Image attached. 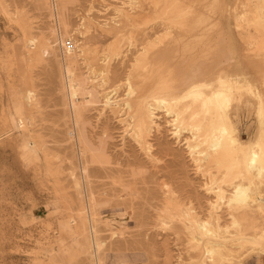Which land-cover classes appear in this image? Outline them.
I'll return each instance as SVG.
<instances>
[{
	"label": "bare ground",
	"instance_id": "6f19581e",
	"mask_svg": "<svg viewBox=\"0 0 264 264\" xmlns=\"http://www.w3.org/2000/svg\"><path fill=\"white\" fill-rule=\"evenodd\" d=\"M39 1L47 9L48 17L54 22L48 30L51 39L56 42L58 48L55 55H59L63 116L65 123H68V140L71 142L77 160L75 168L79 169L77 171L73 165H70L72 164L70 160H68L69 166L63 170L51 167L50 161L45 160L44 170L48 176H51L48 181L51 182L54 196L66 209L65 219L59 221L60 228L66 229L78 251L89 254L90 264H104V258L100 256L103 242L97 235L95 222L98 209L102 205L110 203L114 197L124 195L125 183L123 181L125 177L134 178L144 173L141 166L136 167V170L129 171L127 175L124 174V171H116L117 173L113 171L110 167V156L106 151L105 144L107 142L104 144L105 140H93L85 131L86 107L97 101L93 96L94 93L89 89L90 86L87 85V79L101 76V79L103 78L101 83H104L110 77L112 73L111 61L124 57L127 54L125 51H128L132 45H136L135 28L131 25L139 17H142L141 21H138L143 29L138 31L137 28L136 31H138V35L145 34L146 39L151 31L145 30L150 26L151 29L158 24L167 26L171 30L168 29L170 30L169 34L167 36L162 34L156 41L152 39L145 41L144 46L137 50L139 52L133 58L130 71L124 77V81L117 84V86L125 87L126 90L122 107L125 106L127 118L133 123V132L136 133L138 140L140 139L144 143L148 155L151 153V144L145 136L151 126H158V109L163 110L164 115L170 116L168 120H166L167 118L165 120L169 125H172V133L176 135L177 131H188L189 135L186 137L189 140H185L188 144L186 147L189 148L188 159L194 172L200 177H198L199 185L204 193H208V190L213 191L214 195L220 199V201L217 199L216 201L221 203V199L224 198L225 204H223L226 208L224 210L229 216L224 219L220 215L217 202V204L208 205V201H211L210 196H208L210 200L208 198L207 201L205 200L206 207L201 206V202L197 207L194 206L191 199L182 201L173 198V202H175L173 204L177 208H171V211L160 209V223L164 224L165 228L172 230L176 237L179 235L178 227L182 228L187 238L188 248L199 253V259L190 264H237L239 260L234 259L237 258V255H234L233 252L250 248L248 244L260 242L264 237L261 233L263 228L259 227V221L254 218V213H258L256 209H262V205L256 201L255 197L251 196L253 192H250L251 187L249 189V186L253 185V179L255 181L254 177L264 171V98H262L263 95L257 98L259 95L254 94L258 99L257 101L255 99L256 104L254 102L258 116L256 123H259L258 134L251 144L245 145L239 138L234 125L235 117L239 115L240 110L236 105V108L230 106L231 101H229L232 95L239 92L242 87L252 92L253 83L258 85L257 83L261 82L263 87L260 86V89L262 87L264 90V53H262L264 38L263 36L259 37L261 35L260 27H264V4L260 2L261 0H190L188 9H185V5L182 8L183 5L180 4V1L178 3L182 9L179 11L180 8L177 7L179 12H173L170 9L168 11L171 12H165L166 7H164V12L160 11L163 0H148L147 3L145 1L144 8L140 9H138V4L132 2L134 0H123V3L118 5L110 2L116 6L114 7L116 16L102 23L96 21L98 26L105 27L103 29L97 27V31L95 30L96 26L90 23V25L86 24L83 20L84 23L79 21V24L70 25L67 10H69V5L76 0ZM3 3L0 0V9L3 10L0 11L6 13L7 10L2 8ZM171 6L173 7V5ZM138 10L140 12L135 14ZM15 17L18 16L15 15ZM19 17L21 18V16ZM231 18L235 19L233 22L241 29L238 32L230 29ZM88 19L91 21V18ZM13 21L15 22V20ZM27 21L29 22V20ZM201 25L203 27L198 29ZM86 26L93 27L96 32L84 34L83 32L87 30L84 29ZM251 27L253 32H247V30H251ZM123 29H127L130 33L125 38H121ZM245 30L247 34L244 32ZM42 39L44 41H41ZM42 42L45 43H43L45 47L49 44L51 46V41L46 40L42 30L38 28L35 35L28 38L21 37L19 42L10 43L6 50L0 51V55L2 52L6 54L4 64L0 66L7 70L9 77L19 76L22 72V65L28 58L26 54L30 57V53L39 52ZM6 43L2 42L3 48L6 47ZM125 48L127 49L125 50ZM35 56L33 57L35 58ZM91 58H97L95 65L89 62ZM28 60L30 59L28 58ZM175 60L179 62L178 67L172 64ZM88 63L90 64L88 65ZM81 64L85 65L84 68L87 66L86 74L82 72ZM113 73L115 74V71ZM93 81L95 82L94 79ZM101 86L103 88V85ZM16 87V83L11 80L8 82L7 90L14 97L17 93L15 92ZM257 89L259 90V88ZM256 91L253 92L256 93ZM105 92L101 95L105 98L104 102L107 103L110 102V96L108 98V93ZM260 92L262 93L261 90ZM21 94V99L26 105L33 100L35 95L31 89H27ZM117 101L115 100V102ZM241 104V107L245 106L243 102ZM248 105L246 108L250 107ZM117 109L120 113L123 112L120 111L121 109ZM32 117L34 116L28 115L24 120L18 121L22 130L33 123ZM176 128L177 130H175ZM37 138L34 136L30 141L35 155L44 151L41 141ZM50 154L52 153L50 152ZM52 155L54 156V154ZM92 164L104 170L111 186L118 185L120 187L119 193L109 194L107 190H103L100 194H96L90 188L89 166ZM186 174V179L192 181L188 171ZM262 175L264 176V174ZM242 178L248 180L251 185L242 182ZM257 180L259 178L255 182L258 184ZM208 184H212V186H208ZM257 184L253 187H257ZM70 187L79 197L78 204L74 209ZM115 231L117 230H110V234ZM147 232L144 235H147ZM71 257L72 255L63 248L61 254H54L50 257L49 262L50 264H63L65 261H70ZM119 260L122 264H128L124 255Z\"/></svg>",
	"mask_w": 264,
	"mask_h": 264
},
{
	"label": "rangeland",
	"instance_id": "374dc122",
	"mask_svg": "<svg viewBox=\"0 0 264 264\" xmlns=\"http://www.w3.org/2000/svg\"><path fill=\"white\" fill-rule=\"evenodd\" d=\"M1 1L2 3L4 2L2 8L7 11L3 13L1 12L3 10L0 9V51L6 50L7 46H10V43L19 42L21 37L28 38L35 35L38 28L42 30L43 37L49 42L51 41V46L49 44V46L46 45L45 47L43 45L44 42H42L44 48L40 45L41 50L39 49V52L30 53V57L26 54V57L28 56L30 60L26 58L28 62L25 61L23 63L22 72L19 76L9 77L7 70L0 66V264H50V257L54 254H61L63 248L72 255L71 260L65 261L63 264H90L89 254L78 251L66 229H62L59 226V221L66 217V209L62 203L56 200L51 182L48 181V178H51V176H48L44 170L45 160L50 161L51 167L61 168V170L69 166L68 160L72 162L70 165H73L74 168L77 166L71 142L68 140V123H65L63 116L59 55H55L58 52V48L56 42H53V39H51L48 30L49 26L53 25L54 22L48 17L47 9L40 4L39 0ZM122 1L76 0L73 4L69 5V10H67L68 21L73 26L84 21L86 24L90 23L96 26V31L99 27V29H103L105 27L103 25L98 26L96 21L102 23L115 17L116 12L114 7L116 6L110 2L117 3L116 5H118L122 4ZM145 1L146 3L148 2V0H134L132 2L138 4V9H140L144 8ZM189 1L163 0L161 10H159L164 12V7H166L165 12L168 9L173 10V12H179L184 5L185 9H188L191 3ZM171 2L172 4H169ZM178 2L183 5L182 8ZM260 2L264 4V0ZM140 5L142 6L140 7ZM177 7L180 8L179 11H177ZM170 10L168 12H171ZM139 12L138 10L135 14ZM141 14L143 15V12ZM15 15L21 16L23 20L20 17H15ZM88 18H91V21ZM19 19L20 22H18ZM141 19L142 17H139L138 20L141 21ZM138 20L131 25L135 28L136 45H132L128 51H125L127 54L124 57L111 61L110 67L112 73L104 82L105 84L101 83L103 82L101 76L87 79V85L90 86L89 89L92 90L93 96L97 101L86 107V134L93 140H105L104 144L107 142L105 144L106 151L110 156V167L113 171H124V174L127 175L129 171L136 170V167L141 166L144 170V173L140 176L124 178L125 189L123 190V196L114 197L110 203L99 207L95 222L97 235L103 242L100 256L104 258V264H122L119 260L122 255L125 256L128 264H190L199 259V253L188 248L187 238L181 227H178L180 233L178 232L179 235L176 237V234L172 230L165 228V225L160 223L161 216H159V210L171 211L172 209H176L177 207H175V204H173L175 202L173 201L178 199L182 201H189L191 199L194 202H192L194 206L197 207L201 202L200 205L206 207L205 202L207 198L211 197L208 205L210 204L209 206H211L218 203L217 209L219 207L218 211L220 215L224 219L229 218V216H227V211H225L224 198L221 199L222 202L220 203V199L214 195L213 191L208 190V193H204L199 185L200 181L198 179L200 177L194 172L193 166L188 159L189 148H187L188 144H186V141L189 140L187 138L189 133L187 130L177 131L179 134L176 133V135L172 133V125H169L166 121L170 116L164 115V111L158 109L157 122L159 127L155 125L151 126L145 136L151 144L150 155H148L149 153L144 148V143L140 139L138 140L135 135L136 133L133 132V123L127 118L125 106L122 107V100L125 98L126 90L125 87L117 86V84L124 81V77L130 71V65H132L134 56L139 52L137 50H140L144 46L145 41H150V39L156 41L162 34L167 36L171 30L167 26L158 24V26L155 25L151 29L150 26L145 30L147 32L151 31L148 34L149 37L146 39L144 37L145 34L140 33L138 35V31L143 29ZM234 20L233 18L230 19L229 27L238 32L241 29L235 25ZM139 27L141 28L139 29ZM202 27L203 25L199 26L198 29ZM88 28L89 26L84 27V29H87L83 32L84 34L96 32L93 30V27ZM137 28L138 31H136ZM260 28L261 35L259 37L263 36L264 38V27ZM123 30L121 38H125L130 34L127 29ZM244 32L245 34L253 32V28L251 27V30H247V32L245 30ZM41 41L44 40L42 39ZM2 42H7L6 47L3 48ZM263 51L262 53H264ZM2 53L0 55V62L2 61V63L0 65H3V61L6 59V54ZM89 62L95 65L97 58H91ZM172 64L178 67L179 62L175 60ZM81 66L82 72L86 74L87 66L85 68L84 64H81ZM113 71H115V74ZM10 80L17 85L15 97L7 90ZM94 83L97 85L91 86ZM259 83L261 84V82H258V85H255V83L252 85L253 91L257 90L256 93L252 91L253 97L249 89L242 87L229 100L231 101L230 106L235 107L236 105L240 110L239 115L235 117L234 125L244 145L251 144L258 134L259 123H256L258 116L254 102L256 104L257 98L262 97V95V98H264L263 84L260 85ZM101 85H103V88ZM260 86H262L261 89ZM27 89H31L35 95L33 100L26 105L21 99V92L23 93ZM258 91L260 94L257 93ZM104 92L108 93V98L110 96V102H104L105 98L101 95ZM254 94L259 96L255 98ZM115 100L119 102H115ZM242 102L245 106L241 107ZM247 104L250 105L249 108H246ZM117 108L123 111L121 112L122 114ZM28 115L34 116L32 117L33 123L25 130H22L18 121L24 120ZM34 136L38 137L37 139L41 141L44 149V151L37 155H35L30 146V141L33 140ZM98 136L100 137L98 138ZM173 140L176 141L174 142ZM89 167L91 178L89 186L96 194H100L103 190H107L109 194L119 193L120 187L118 185H110V180L106 177L104 170L95 164ZM33 168L35 169L33 170ZM75 169L79 170L78 168ZM186 171H188V175L192 178V181L186 179ZM263 172H260L261 174L256 176L257 178L254 177L255 181L253 179V185L249 184L245 178L241 180H243L242 182H246L247 185H251L249 186V189L251 187L252 190L250 192H253L251 196L255 197L256 201L262 205V209H256L258 213H254V218L259 221V227L263 228L261 233L264 236ZM258 178L260 181L257 180V184L255 182ZM256 184L257 187H253ZM210 185L212 186V184H208V186ZM224 185L226 187V184ZM69 191L73 197L74 209L78 204L79 197H77L71 187ZM226 192L228 193L229 191ZM204 194L205 196L203 197ZM216 199L219 201H216ZM176 224L178 225V223ZM175 227L177 226L175 225ZM112 229L117 231L110 234V230ZM146 232L148 234L144 235ZM248 245H250V248L247 247L238 250V252H233L234 255H237V258L234 259L239 260L237 264H264V237L260 242Z\"/></svg>",
	"mask_w": 264,
	"mask_h": 264
}]
</instances>
